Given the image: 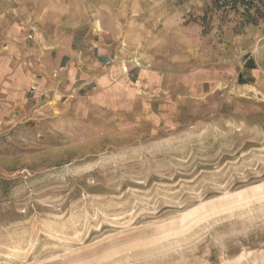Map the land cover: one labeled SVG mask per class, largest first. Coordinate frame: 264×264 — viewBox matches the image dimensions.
<instances>
[{
  "label": "rangeland",
  "instance_id": "rangeland-1",
  "mask_svg": "<svg viewBox=\"0 0 264 264\" xmlns=\"http://www.w3.org/2000/svg\"><path fill=\"white\" fill-rule=\"evenodd\" d=\"M0 264H264V20L0 0Z\"/></svg>",
  "mask_w": 264,
  "mask_h": 264
},
{
  "label": "trees",
  "instance_id": "trees-1",
  "mask_svg": "<svg viewBox=\"0 0 264 264\" xmlns=\"http://www.w3.org/2000/svg\"><path fill=\"white\" fill-rule=\"evenodd\" d=\"M213 11L234 13L245 25L257 26L264 20V0H209Z\"/></svg>",
  "mask_w": 264,
  "mask_h": 264
},
{
  "label": "crops",
  "instance_id": "crops-1",
  "mask_svg": "<svg viewBox=\"0 0 264 264\" xmlns=\"http://www.w3.org/2000/svg\"><path fill=\"white\" fill-rule=\"evenodd\" d=\"M57 61L55 62L54 66L55 67L54 69L58 68V70H61L62 73H61V77H60V80L58 82V85H53V89L49 88V91H53L54 89H56L55 87L59 88L61 87L63 91L65 92H70L71 89L73 90L74 87H76V83L79 82V80H77V76H78V72H76V65H78L77 63H75L71 58V54L70 52H68L67 50H57ZM46 56L50 57L49 59L52 58V54L53 52H46L45 53ZM45 64H36L34 65L35 67V70H39L40 72H42V69L40 68V66H43L44 65V70H45ZM37 85L39 88V90L41 89V84L43 83V81L46 80L44 74H40V75H37ZM60 84V86H59ZM42 90V89H41Z\"/></svg>",
  "mask_w": 264,
  "mask_h": 264
},
{
  "label": "built area",
  "instance_id": "built-area-1",
  "mask_svg": "<svg viewBox=\"0 0 264 264\" xmlns=\"http://www.w3.org/2000/svg\"><path fill=\"white\" fill-rule=\"evenodd\" d=\"M55 77H57V74H55ZM32 91H36V87H32Z\"/></svg>",
  "mask_w": 264,
  "mask_h": 264
}]
</instances>
